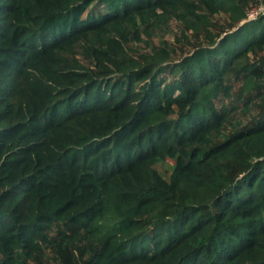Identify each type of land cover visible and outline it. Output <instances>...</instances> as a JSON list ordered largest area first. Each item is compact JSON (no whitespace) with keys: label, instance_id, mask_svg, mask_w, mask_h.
<instances>
[{"label":"trees","instance_id":"1","mask_svg":"<svg viewBox=\"0 0 264 264\" xmlns=\"http://www.w3.org/2000/svg\"><path fill=\"white\" fill-rule=\"evenodd\" d=\"M256 4L0 0V264L72 248L84 264H264V113L226 134L215 103L239 83L245 107L264 101ZM220 14L237 29L218 41ZM168 19L207 45L181 62L129 49Z\"/></svg>","mask_w":264,"mask_h":264},{"label":"rangeland","instance_id":"2","mask_svg":"<svg viewBox=\"0 0 264 264\" xmlns=\"http://www.w3.org/2000/svg\"><path fill=\"white\" fill-rule=\"evenodd\" d=\"M263 1L256 0L257 4L255 6L260 5ZM211 19L210 28L212 33L218 36V41L228 33L237 29L227 15H215ZM206 42L207 36L204 32L191 31L183 23L175 19H168L155 30H148L146 33H142L141 37L137 40L132 38L128 47L135 55L142 56L151 54L154 48L160 49L167 46L172 59L181 62L186 56L193 54L202 46H206ZM78 51V58H82L79 47ZM252 59L254 62L260 63V61L264 60V53L253 54ZM260 73L264 75V70H260ZM233 75L234 70L229 69L224 81L226 83L229 82ZM241 95V84L239 83L235 86L231 97L220 95L215 101L217 107H226L229 110L227 113L230 122L225 127L226 134H230L236 127H244L250 124L254 119L264 113V101L262 99L252 102L249 108H247L240 100ZM174 164L175 160L169 158L161 161L157 165V168L165 177L169 178L174 169ZM89 257L90 254H81L77 248H72L68 252L51 249L43 254L34 255L28 264H84V262L88 261Z\"/></svg>","mask_w":264,"mask_h":264},{"label":"built area","instance_id":"3","mask_svg":"<svg viewBox=\"0 0 264 264\" xmlns=\"http://www.w3.org/2000/svg\"><path fill=\"white\" fill-rule=\"evenodd\" d=\"M261 15H264V1L260 5L253 7L248 12L247 18L244 22L256 20Z\"/></svg>","mask_w":264,"mask_h":264}]
</instances>
